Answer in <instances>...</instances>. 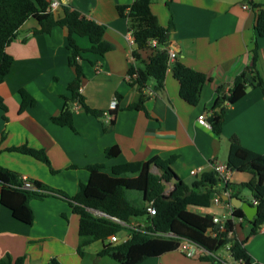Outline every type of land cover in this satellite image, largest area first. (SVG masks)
Instances as JSON below:
<instances>
[{
    "label": "crops",
    "instance_id": "crops-1",
    "mask_svg": "<svg viewBox=\"0 0 264 264\" xmlns=\"http://www.w3.org/2000/svg\"><path fill=\"white\" fill-rule=\"evenodd\" d=\"M132 2L60 0L52 11L61 17L60 5H67L86 19L105 26L102 38L112 45V50L103 56L86 52L78 61L83 72L80 93L85 105L92 110L109 111L110 117L99 119L74 105L73 130L51 120L60 115L65 99L70 98L67 85L75 77L67 60V30L54 27L50 34L35 35L37 22L33 18L24 22L6 48L13 62L0 84V99L6 106V111L0 108L1 167L19 179L42 183L72 198L80 185L89 180L87 167L96 164L110 168L153 157H173L174 173L190 186L202 174L211 173L212 164L226 166L232 136L244 148L264 154V93L258 87L234 85L236 77L252 64L253 26L257 15L264 12V0H152L150 9L159 24L164 28L170 22L173 24L168 51L173 50L175 59L184 66L209 78L202 85L195 106L180 98L179 84L169 71L160 89L155 88L153 80L141 90L127 83L128 70L134 64V45L127 37L133 36L117 9ZM75 41L82 49L90 47L87 38L75 37ZM257 44L255 66L264 81V36L258 38ZM137 53L141 61H147L153 50ZM218 87L223 92L231 90L219 136L196 121L199 114L211 115ZM20 90L32 100L23 108ZM149 91L154 95L149 96ZM142 94L149 96L143 108L129 109ZM112 100L117 101L115 108L110 107ZM20 146L43 150L51 169L29 155L9 150ZM110 147L119 149L116 157L105 156V149ZM152 172L158 171L152 168ZM251 178L245 172H229L227 182L239 190L238 198L254 206L251 193L242 186ZM227 193L230 197V191ZM220 200L217 204L211 202L208 208L188 209L222 218L231 204ZM29 208L32 222L27 225L14 219L0 203V259L9 255L12 259L24 257V264H47L52 258L60 264H118L98 256L103 247L100 241L84 247L82 257L78 254L79 218L70 201L50 194L30 200ZM144 223V218L131 221V225L142 228ZM252 229L250 222L237 219L233 235L244 242L249 264H264V224L254 232ZM126 236L127 232L117 235L121 242ZM228 249L229 246L221 248L214 255L224 264H235ZM208 255L187 258L176 250L140 264H212L202 259Z\"/></svg>",
    "mask_w": 264,
    "mask_h": 264
},
{
    "label": "trees",
    "instance_id": "trees-1",
    "mask_svg": "<svg viewBox=\"0 0 264 264\" xmlns=\"http://www.w3.org/2000/svg\"><path fill=\"white\" fill-rule=\"evenodd\" d=\"M152 0H133L130 6L118 7L120 17L126 19L127 30L133 36L134 64L128 70L127 83L144 88L150 80L155 88L163 86L165 74L171 72L179 84V96L187 104L195 106L198 103L202 85L209 78L198 71L184 66L175 58L170 60L168 55L169 32L173 29L170 22L168 27H162L150 9ZM63 15L56 17L49 8V0H0V84L8 75L13 59L6 52L7 46L15 39L17 32L29 18H33L38 28L33 33L50 34L54 27L67 30L66 48L68 50V65L74 68L75 77L67 85L70 98L65 99L64 107L59 116L52 122L67 126L73 130V107L77 105L84 112L99 119L103 111L90 109L84 103L80 93L83 72L79 60L82 54L89 52L103 56L112 50V45L102 38L105 26L86 19L79 12L71 10L67 5H60ZM253 49L251 50L252 64L234 80V85L243 84L258 87L264 93V81L256 69L258 38L264 36V12H260L253 26ZM75 37L87 38L90 47L80 48ZM155 41V45H151ZM152 49L153 54L147 61H141L137 52ZM231 90L223 92L221 87L216 89L217 97L213 104L212 113L207 117L210 128L217 136L221 134L225 114V103L230 99ZM22 108L32 102L28 94L20 90ZM147 94L141 95L137 104L129 109H142ZM0 108L6 111V106L0 99ZM5 119V118H4ZM10 151L22 153L46 164L50 169L47 155L43 150L30 149L26 146L12 147ZM107 158L119 154L117 147L106 148ZM173 157L163 160L153 157L144 162H131L115 167L106 168L101 164L88 166L89 180L81 184L78 193L69 198L58 194L39 182H31L32 188H25L23 179L0 166V203L7 208L14 219L24 224H31L32 213L29 202L50 194H56L70 201L72 211L79 218L77 252L82 257L84 247L95 241L103 243L99 257H108L118 264H140L149 258L176 251L180 239H187L202 247L212 264H224L215 257V253L229 246V256L233 261L243 260L249 264V256L243 248V241L234 237V221L245 219L240 208H234L232 215L225 221L223 230L212 223L213 216L207 213L193 212L188 207L208 208L214 196L221 198L222 193L228 192L230 197H236L239 190L229 182H222L212 171L198 177L190 186L186 185L174 173L171 164ZM226 169L229 172H245L252 176L251 180L242 184L247 189L257 207V218L251 222L255 231L264 224V154H258L244 148L236 136L229 138V149L226 159ZM157 169V173L152 172ZM172 189L165 194L167 186ZM153 202L154 215L146 211V204ZM95 211V212H92ZM136 218H144V227L131 225ZM246 220V219H245ZM127 232L129 238L124 242L111 243L109 238ZM0 264H24V257L12 259L5 255ZM47 264H60L56 258Z\"/></svg>",
    "mask_w": 264,
    "mask_h": 264
},
{
    "label": "built area",
    "instance_id": "built-area-1",
    "mask_svg": "<svg viewBox=\"0 0 264 264\" xmlns=\"http://www.w3.org/2000/svg\"><path fill=\"white\" fill-rule=\"evenodd\" d=\"M60 0H49V8L51 11H54L58 6H59ZM244 9H247V5H243L242 6ZM131 34V33H130ZM128 42L130 43V45H134V41L132 39L131 36L127 37ZM156 42L155 41H151V45H155ZM168 55L170 60H173L175 58V52L173 50H169L168 51ZM149 96H153L154 92L149 91L148 92ZM117 105V101L112 100L111 103V108H115V106ZM108 119V117H110L109 115V111L104 113L103 118ZM197 123L200 126H203L205 128H210V124L207 121V117L205 116V114H199L196 118ZM198 171H200L199 169H197ZM212 170L217 174L218 178L220 179V181L222 182H227V176L229 171L226 169L225 166L221 165V164H212ZM24 182V187L25 188H32V183L30 181H28L27 179H23ZM172 188L169 187L168 189H166L165 194H168L170 192ZM224 196H228L227 192L222 193ZM222 196V195H221ZM221 198L219 196H214L212 198V203H219L221 200ZM253 205H256V202H253ZM146 211L147 213L151 216L155 214V209L153 206V202H149L147 207H146ZM233 212V206L231 205L227 214L225 216H223L222 218H218L213 216L212 219V223L216 226L219 227V230H223L224 228V223L225 221L232 215ZM136 227H140L139 225H135ZM262 232H264V229L261 230ZM129 236H126L122 242L126 241L128 239ZM109 242L111 243H119L121 242V240L117 237V235H113L109 238ZM177 251L182 254L183 256L187 257V258H195V257H201L207 254V251H205L202 247L198 246L197 244L193 243L190 240L187 239H180L179 243H178V247H177ZM235 264H247L246 262H244L243 260H239V261H234Z\"/></svg>",
    "mask_w": 264,
    "mask_h": 264
},
{
    "label": "water",
    "instance_id": "water-1",
    "mask_svg": "<svg viewBox=\"0 0 264 264\" xmlns=\"http://www.w3.org/2000/svg\"><path fill=\"white\" fill-rule=\"evenodd\" d=\"M221 199L224 201H228L234 208H240L244 214L245 219L248 222L251 223L253 220L257 218V207L256 206H252L250 203L246 201H242L237 196L228 197V196L222 195ZM92 212H95V211H92Z\"/></svg>",
    "mask_w": 264,
    "mask_h": 264
},
{
    "label": "rangeland",
    "instance_id": "rangeland-1",
    "mask_svg": "<svg viewBox=\"0 0 264 264\" xmlns=\"http://www.w3.org/2000/svg\"><path fill=\"white\" fill-rule=\"evenodd\" d=\"M107 259H105V260H111L110 258H108V257H106Z\"/></svg>",
    "mask_w": 264,
    "mask_h": 264
}]
</instances>
